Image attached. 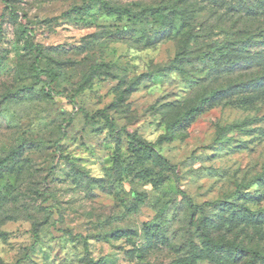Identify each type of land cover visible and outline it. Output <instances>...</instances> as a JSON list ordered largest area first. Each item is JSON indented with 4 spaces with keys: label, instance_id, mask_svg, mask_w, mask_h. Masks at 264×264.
Segmentation results:
<instances>
[{
    "label": "rangeland",
    "instance_id": "1",
    "mask_svg": "<svg viewBox=\"0 0 264 264\" xmlns=\"http://www.w3.org/2000/svg\"><path fill=\"white\" fill-rule=\"evenodd\" d=\"M105 1L144 13L0 0V158L22 147L0 175V264H264V213H249L264 209V0ZM28 38L55 76L32 71ZM225 40L232 59L201 61ZM213 89L218 104L158 142ZM203 217L214 240L262 257L208 247Z\"/></svg>",
    "mask_w": 264,
    "mask_h": 264
},
{
    "label": "trees",
    "instance_id": "2",
    "mask_svg": "<svg viewBox=\"0 0 264 264\" xmlns=\"http://www.w3.org/2000/svg\"><path fill=\"white\" fill-rule=\"evenodd\" d=\"M97 6L102 12L106 14H114L117 16H123L127 14H132V15H137L141 16L143 15V11L141 12H133L130 8L128 7H122V6H117V5H112L109 2L105 0H84L83 4L80 7H74L72 11L65 12L64 14L67 16L70 12H77L79 10H84L87 11L91 8V6ZM23 31L29 36H33L34 30L32 28L25 27ZM164 34H159L157 36L156 40H162L164 38ZM27 46L35 52L34 58L31 63L32 71H35L38 74H45L47 76L53 77L56 75V71L53 68H48V69H42L39 66V61L41 56L43 55V48L41 44H35L33 43L29 38L26 41ZM237 42H234L232 40H225L222 41L221 43L217 45H209L207 47V51L202 53L199 58L203 62L207 61H212L215 64L218 63V61H221L223 59H232V46L236 45ZM184 58L181 56H176V58L172 61L171 65L169 66V69H174L179 72H184L185 67H184ZM139 86V82L132 80L126 89L122 91V93L119 95L118 99H122L124 93L126 92H132L136 90ZM47 86H44L43 92L49 96L50 93H48ZM221 97L219 94V90L213 89L207 94H202L198 97L197 103L193 106H191L189 109L185 111L183 116L179 119L176 120L172 126H169L167 128L166 133H164L158 140V142H168L172 140L173 138V131L177 130H184L187 129L198 117H200L203 113L211 110L218 102L220 101ZM94 117H102L105 119L110 125H113V123L109 120L108 115L105 113L104 110H99L96 112ZM238 125L232 124V125H223L219 126L218 130V138L224 139L226 132L232 129L237 128ZM132 139L136 141V144L138 146L137 151L140 154H145V155H152L155 159L159 160L160 162L164 164H168V161L157 154V152L154 151L153 145L150 142L145 141L142 138H139L137 136H133ZM22 153V147H18L11 151L8 156L0 158V175L12 172L14 169V165L19 159L20 154ZM262 174L264 175V170L262 171ZM208 205H214V206H222L220 202H214L212 204ZM232 213L236 214L237 212L242 211L245 208V206L239 205V204H230ZM248 210V209H247ZM251 215H260L261 213H264V209L262 210H257L255 212H249ZM206 217H203L200 219L201 223V237L204 239L205 244L210 247L213 250H223L224 248L227 249H234L238 250L241 252L249 253L251 256L254 257H262L259 252L256 250H252L249 248H246L245 246L242 245H236L234 243H224V242H218L214 240L208 233L206 227H205V222H206ZM158 225L163 226L164 222L159 221ZM34 235H37V233L34 232Z\"/></svg>",
    "mask_w": 264,
    "mask_h": 264
},
{
    "label": "clouds",
    "instance_id": "3",
    "mask_svg": "<svg viewBox=\"0 0 264 264\" xmlns=\"http://www.w3.org/2000/svg\"><path fill=\"white\" fill-rule=\"evenodd\" d=\"M199 243H200V241L197 239V240H196V244L199 245Z\"/></svg>",
    "mask_w": 264,
    "mask_h": 264
}]
</instances>
